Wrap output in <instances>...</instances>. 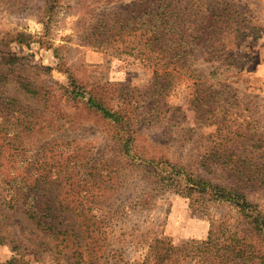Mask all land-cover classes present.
Here are the masks:
<instances>
[{
	"label": "trees",
	"instance_id": "obj_1",
	"mask_svg": "<svg viewBox=\"0 0 264 264\" xmlns=\"http://www.w3.org/2000/svg\"><path fill=\"white\" fill-rule=\"evenodd\" d=\"M110 15L97 18L88 44L114 48L118 55L133 57L151 69V81L143 89L123 88L111 104L100 94L78 86L71 74L65 91L71 101H79L86 112L113 127L114 157L95 161L82 147L73 145L74 139L60 137L62 143L58 146L53 139L33 137L36 111L0 90V204L22 212L36 230L27 229L25 238L33 239L29 247L49 250L56 264L63 258H67V264H264V214L250 203L245 191L253 186L247 182L252 181L255 171L248 174L233 165L227 173L234 181L216 184L179 162L155 160L134 151V128L147 117H153L149 124L163 123L171 132L181 125L180 109L166 103L164 97L182 76L195 79V92L199 93L195 107H207L206 113L213 118L210 124L230 120L229 92H223V88L211 91L212 85L201 90L203 84L192 67L194 52L200 45L209 61L220 57V53L225 55L219 35L240 32L242 14L229 0H136ZM1 60L3 83L12 74L9 69L17 58ZM18 83L27 93L41 96L44 109L52 106V92L29 80ZM52 116L51 132L76 127L73 118L61 109ZM58 118L62 122L56 126ZM249 137L244 129L232 142L241 138L252 146ZM232 157L240 161L246 154H231L222 161L229 163ZM136 167L148 170V179L157 190L188 199L189 208L210 217L204 240L174 244L154 228L143 231L138 224L130 229L125 226L122 216L126 205L116 204L114 195L123 183L122 171ZM253 179L264 185L260 171ZM137 203L147 205L148 200ZM117 213L122 216L117 218ZM2 219L1 244L11 238V230L3 227ZM17 262L29 264L21 256L11 257L8 263Z\"/></svg>",
	"mask_w": 264,
	"mask_h": 264
},
{
	"label": "rangeland",
	"instance_id": "obj_2",
	"mask_svg": "<svg viewBox=\"0 0 264 264\" xmlns=\"http://www.w3.org/2000/svg\"><path fill=\"white\" fill-rule=\"evenodd\" d=\"M131 1L136 0H0V62L8 56L17 58L9 69L12 74L0 83V90L36 111L33 137L53 139L58 146L62 143L60 137L74 139L73 145L82 147L95 161L114 157L113 127L98 115L86 112L79 101H71L65 90L69 88L68 74H71L78 86L100 94L111 104L123 88L143 89L149 84L150 68L127 54L118 55L114 48L100 49L88 44L97 18L111 17L116 9H126ZM229 2L242 14L243 29L219 35L226 52L212 61L207 60V51L198 46L192 68L203 84L201 90L212 85L211 91L223 88V92H229L230 120L210 124L213 118L206 113L207 107L202 104L195 107L199 94L195 92L198 87L194 85L195 79L182 76L164 97L166 103L180 109L181 125L171 132L163 123L149 124L153 117H147L134 128L137 154L179 162L223 185L234 181L227 173L233 165L248 174L255 171V178L258 171L264 174V0ZM18 75L21 76L18 82L29 80L52 92V106L44 109L41 96L27 93L15 79ZM60 109L73 118L76 126L73 130L49 129L54 119L52 112L58 113ZM61 122L58 118L54 125ZM244 129L254 145L241 138L232 142ZM241 152L246 154L243 160L232 157L229 163L222 161ZM148 176L143 167L122 171L123 183L114 197L116 204L124 203L126 208L125 215L117 213V218L121 214L128 229L133 224L141 225L143 231L154 228L174 244L204 240L210 217L189 208L188 199L172 191L157 190ZM253 177L247 182L253 186L245 189L247 199L264 214V185ZM141 199L148 200L147 205L138 204ZM0 218L3 227L11 230V238L0 243V264H9L13 256H21L29 264H56L49 250L29 247L33 239L30 237L29 243L25 238L27 229L34 233L36 230L21 211H10L0 204ZM14 246L18 250L14 251ZM66 260L61 259L60 264H67Z\"/></svg>",
	"mask_w": 264,
	"mask_h": 264
},
{
	"label": "crops",
	"instance_id": "obj_3",
	"mask_svg": "<svg viewBox=\"0 0 264 264\" xmlns=\"http://www.w3.org/2000/svg\"><path fill=\"white\" fill-rule=\"evenodd\" d=\"M263 67H264V64H263Z\"/></svg>",
	"mask_w": 264,
	"mask_h": 264
}]
</instances>
